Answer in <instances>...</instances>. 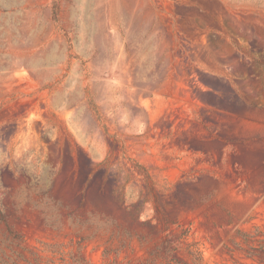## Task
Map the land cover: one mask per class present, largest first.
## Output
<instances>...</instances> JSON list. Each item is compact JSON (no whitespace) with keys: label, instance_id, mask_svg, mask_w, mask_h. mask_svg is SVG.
Returning <instances> with one entry per match:
<instances>
[{"label":"rangeland","instance_id":"obj_1","mask_svg":"<svg viewBox=\"0 0 264 264\" xmlns=\"http://www.w3.org/2000/svg\"><path fill=\"white\" fill-rule=\"evenodd\" d=\"M164 236L264 264V0H0V264Z\"/></svg>","mask_w":264,"mask_h":264},{"label":"trees","instance_id":"obj_2","mask_svg":"<svg viewBox=\"0 0 264 264\" xmlns=\"http://www.w3.org/2000/svg\"><path fill=\"white\" fill-rule=\"evenodd\" d=\"M192 237L164 236L153 251L155 259H162L161 264H205L200 242Z\"/></svg>","mask_w":264,"mask_h":264}]
</instances>
